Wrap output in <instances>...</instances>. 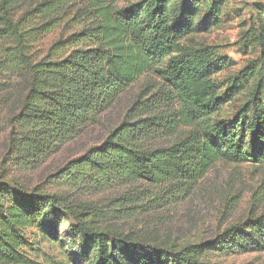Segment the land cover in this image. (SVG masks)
I'll return each instance as SVG.
<instances>
[{"label":"trees","instance_id":"trees-1","mask_svg":"<svg viewBox=\"0 0 264 264\" xmlns=\"http://www.w3.org/2000/svg\"><path fill=\"white\" fill-rule=\"evenodd\" d=\"M78 1L84 5L74 8ZM225 1L38 0L16 15L18 0H0V110L18 101L5 119L2 162L36 168L149 72L160 83L144 85L99 144L46 180L94 192L137 182L169 186L161 197L145 189L114 198L119 209L105 210L1 177L0 264H43L28 255L31 237L69 245L68 260L56 264H214L213 255L264 251V213L181 249L109 221L125 205L177 195L217 160L264 165V3H255L256 21L241 35L258 57L223 84L215 74L233 61L211 45L186 42L220 24ZM58 28L66 34L35 49ZM244 93L232 121L220 120L222 102ZM173 135L174 142L156 145Z\"/></svg>","mask_w":264,"mask_h":264},{"label":"rangeland","instance_id":"rangeland-1","mask_svg":"<svg viewBox=\"0 0 264 264\" xmlns=\"http://www.w3.org/2000/svg\"><path fill=\"white\" fill-rule=\"evenodd\" d=\"M35 1L38 0H18L15 4L16 15L23 13ZM133 1L136 0H118V4L125 5ZM257 2L264 3V0H226L220 24L210 31L195 34L186 40L188 44L195 46L211 45L221 56L233 61L231 66L215 74L218 84H223L240 68L258 57L256 49L244 46L241 39L242 33L256 21ZM83 3L78 1L74 8H80ZM61 32L62 29L58 28L48 34L36 44L35 49L44 51L53 40L61 34H66ZM150 82L158 85L160 80L152 73H144L119 95L109 109L99 115L94 124L63 144L39 166L29 170L2 162L6 143L5 119L18 110L17 98L6 103L0 110V178L11 180L28 189L39 185L49 191L58 190L66 193L75 202H94L105 210L119 209L112 199L136 193L137 190L148 189L161 197V191L168 190L167 184L154 186L137 182L94 192L64 185L53 186L46 180L69 159L80 155L90 146L99 144L108 132L120 123L137 92ZM244 99L245 93L233 100L222 102L219 119L227 123L232 121ZM176 137H164L157 141L156 145L170 144ZM157 201L156 199V205L146 199L137 204L125 205V210L122 214L120 212L122 217L113 216L109 220L110 224L125 232L156 239L174 249L212 239L248 216L264 213V165L250 162L233 164L217 160L190 187L184 188L175 196L162 197ZM30 241L32 245L28 255L43 264L63 263L68 260V253H71L69 245L68 249L61 244L52 246L38 237H31ZM211 259L214 264H264V251L213 255Z\"/></svg>","mask_w":264,"mask_h":264}]
</instances>
